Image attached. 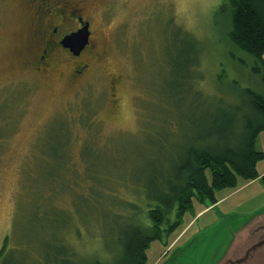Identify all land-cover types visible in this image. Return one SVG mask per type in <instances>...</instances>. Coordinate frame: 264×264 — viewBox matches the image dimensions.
Returning a JSON list of instances; mask_svg holds the SVG:
<instances>
[{
	"label": "rangeland",
	"instance_id": "rangeland-1",
	"mask_svg": "<svg viewBox=\"0 0 264 264\" xmlns=\"http://www.w3.org/2000/svg\"><path fill=\"white\" fill-rule=\"evenodd\" d=\"M72 2L94 45L76 77L64 52L37 61L39 2L0 0V264H122L126 233L149 223L144 190L158 184L166 146L185 144L216 102L231 112L244 89L264 96L256 60L228 38L224 0ZM180 30L197 40L198 67ZM245 183L200 214L195 202L146 264H245L264 181Z\"/></svg>",
	"mask_w": 264,
	"mask_h": 264
},
{
	"label": "trees",
	"instance_id": "trees-1",
	"mask_svg": "<svg viewBox=\"0 0 264 264\" xmlns=\"http://www.w3.org/2000/svg\"><path fill=\"white\" fill-rule=\"evenodd\" d=\"M220 9L229 13V40L254 57V71L261 72L264 79V0H224ZM180 35L186 40L185 51L192 49L194 56L186 63L198 67L197 40L182 30ZM216 103L214 113H207L211 117L192 124L193 135L185 144L179 149L166 146L159 182L142 194L149 208V223L126 233L121 242L125 255L122 264H146V249L175 231L195 202L206 209L218 202L217 192L235 188L239 179L264 181L257 170L264 153L256 149L257 136L264 132V96L244 89L242 107L231 112L221 102ZM5 248L6 243L0 258Z\"/></svg>",
	"mask_w": 264,
	"mask_h": 264
},
{
	"label": "flooded vegetation",
	"instance_id": "flooded-vegetation-1",
	"mask_svg": "<svg viewBox=\"0 0 264 264\" xmlns=\"http://www.w3.org/2000/svg\"><path fill=\"white\" fill-rule=\"evenodd\" d=\"M39 2L35 17L38 19V27L35 34L40 43V53L37 54L38 63L45 62L53 52L66 53L74 63L73 76L83 75L88 64L83 60L85 53L92 52L91 46L92 28L90 21L83 14V8L74 6L72 0H32ZM71 23V24H70ZM88 25L89 41L85 47L76 54L71 48L63 45L64 38Z\"/></svg>",
	"mask_w": 264,
	"mask_h": 264
},
{
	"label": "water",
	"instance_id": "water-1",
	"mask_svg": "<svg viewBox=\"0 0 264 264\" xmlns=\"http://www.w3.org/2000/svg\"><path fill=\"white\" fill-rule=\"evenodd\" d=\"M88 41L89 30L87 25L77 32L66 36L62 43L78 54ZM246 234H249L251 239L248 243H242L241 255L237 261L244 262L245 264H264V220L257 222Z\"/></svg>",
	"mask_w": 264,
	"mask_h": 264
},
{
	"label": "crops",
	"instance_id": "crops-1",
	"mask_svg": "<svg viewBox=\"0 0 264 264\" xmlns=\"http://www.w3.org/2000/svg\"><path fill=\"white\" fill-rule=\"evenodd\" d=\"M262 175H264V173H263V174H260V176H262ZM254 181H257V179H256V180H253V181L246 182V183L244 184V186L250 185V184H252ZM224 198H225V197H224ZM222 199H223V198L218 199V202H219L220 200H222ZM210 207H211V206H210ZM206 209H207V208H206ZM206 209L200 211L198 214H200L201 212L205 211Z\"/></svg>",
	"mask_w": 264,
	"mask_h": 264
}]
</instances>
